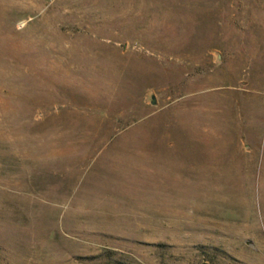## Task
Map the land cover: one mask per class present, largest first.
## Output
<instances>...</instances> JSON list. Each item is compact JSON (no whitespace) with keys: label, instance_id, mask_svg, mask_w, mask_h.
<instances>
[{"label":"rangeland","instance_id":"rangeland-1","mask_svg":"<svg viewBox=\"0 0 264 264\" xmlns=\"http://www.w3.org/2000/svg\"><path fill=\"white\" fill-rule=\"evenodd\" d=\"M0 264H264V0H0Z\"/></svg>","mask_w":264,"mask_h":264}]
</instances>
